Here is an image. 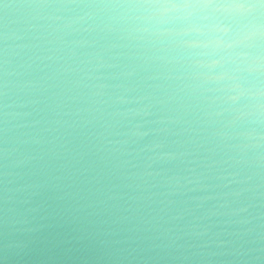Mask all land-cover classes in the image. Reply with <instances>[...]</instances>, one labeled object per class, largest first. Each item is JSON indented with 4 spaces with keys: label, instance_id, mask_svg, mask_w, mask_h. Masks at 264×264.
Masks as SVG:
<instances>
[{
    "label": "water",
    "instance_id": "water-1",
    "mask_svg": "<svg viewBox=\"0 0 264 264\" xmlns=\"http://www.w3.org/2000/svg\"><path fill=\"white\" fill-rule=\"evenodd\" d=\"M154 2L0 0V150L8 151L16 211L28 206L32 186L46 183L33 201L84 227L111 229L125 247L232 234L246 248L264 246V96L241 100L243 115H216L213 100L223 93L207 91L217 85L205 84L200 66L211 49L183 47L205 37L178 34L227 21L182 9L149 19L128 7ZM255 83L264 92V75ZM202 230L208 235L190 238ZM0 259L113 264L78 225L59 219L26 253Z\"/></svg>",
    "mask_w": 264,
    "mask_h": 264
},
{
    "label": "clouds",
    "instance_id": "clouds-1",
    "mask_svg": "<svg viewBox=\"0 0 264 264\" xmlns=\"http://www.w3.org/2000/svg\"><path fill=\"white\" fill-rule=\"evenodd\" d=\"M128 7L144 9L149 13V19L163 17L178 9L190 10L187 16L197 15V10H208L212 16L220 14L227 23H213L205 26L206 30L194 23L188 30L178 34L181 37L190 33L205 37L204 40H181L183 47L211 49L210 52L203 53L208 56V60L200 66L208 70L203 76L205 84L217 85L207 91L223 93L213 100L214 103L219 101L216 115L224 112L243 115L237 107L241 100H258L264 96V92L255 83L264 75V54L260 53V44L264 42V0H208L204 3L183 4L157 0L154 3ZM236 48L256 51H233ZM227 65L233 67L229 69ZM240 115L235 119H240ZM247 135L251 136L252 133ZM7 158V149L0 150V159L5 161L4 171L0 172V252L16 256L26 253L33 239L46 227V223L59 219L78 225L81 238L93 239L113 264H264V246L246 248L239 234H232L236 239L231 241L209 237L199 245L186 246L179 242L181 237L174 236L169 237L167 242L152 243L143 248L130 245L125 247V241L117 238L113 230L84 227L62 209L51 207L45 201H33L32 197H38L48 190L46 183L32 186L30 198L24 202L28 206L22 214H18L10 195L12 190L8 187ZM207 235V230L189 234L195 240H201ZM0 264H3L2 259Z\"/></svg>",
    "mask_w": 264,
    "mask_h": 264
}]
</instances>
